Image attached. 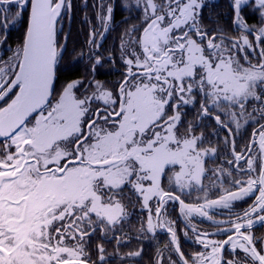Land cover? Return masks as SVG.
Here are the masks:
<instances>
[{
    "label": "snow or ice",
    "instance_id": "obj_1",
    "mask_svg": "<svg viewBox=\"0 0 264 264\" xmlns=\"http://www.w3.org/2000/svg\"><path fill=\"white\" fill-rule=\"evenodd\" d=\"M246 2L234 0L238 26L246 27L239 15ZM26 3L0 0V12L22 9ZM257 3L264 8V0ZM65 5L66 0H31L30 23L14 54L16 63L8 72L0 68V264H95L87 258L86 238L96 231L94 224L107 228L120 222L126 214V188L142 195L145 206L152 196L162 203L176 200L186 216L196 213L211 220L209 209L231 208L257 184L255 205L225 229L235 239L230 234L223 241L205 243L208 234L198 235L206 248L211 245V252L198 253L192 264H264L250 233L256 223L264 226V166L258 178L236 180L238 191L198 205L185 204L160 187L166 167L177 164L180 170L171 183L181 189L199 184L203 157L215 152L200 147L202 137L193 135L191 124L181 133L182 106L200 97L201 113L207 116L213 108L232 106L243 113L246 104L255 101L259 103L254 111L264 120V51L262 62L245 66L232 52L238 44L227 48L223 39L217 43L216 35L200 23L204 0H147L151 15L135 40L139 53L133 50L126 60L128 74L118 95L96 81L91 95L80 98L74 90L84 87L83 81L56 88V24ZM6 21L7 16L4 26ZM260 31L264 36V29ZM242 40L251 47L246 36ZM97 100L103 108L92 107ZM229 114L239 128L236 113ZM215 118L223 123L218 115ZM258 135L264 155V125ZM247 163L254 170V161ZM156 226L149 215L148 231ZM168 230L176 243L175 233ZM225 245L241 249L245 259L225 260ZM98 252L103 262L105 249L98 246Z\"/></svg>",
    "mask_w": 264,
    "mask_h": 264
},
{
    "label": "flooded vegetation",
    "instance_id": "obj_2",
    "mask_svg": "<svg viewBox=\"0 0 264 264\" xmlns=\"http://www.w3.org/2000/svg\"><path fill=\"white\" fill-rule=\"evenodd\" d=\"M29 1L27 0L22 9L17 6L7 12H0V68L6 72L9 65H15L14 54L24 40ZM154 2L159 4L160 0ZM204 4L200 10V23L210 34L216 35V42L220 43L223 39L222 46L227 48L238 44L232 52L245 66L262 62L264 36L260 30L264 25V8L259 6L257 0H247L241 5L239 15L246 27L236 23L234 0H204ZM75 6V12H62V17L59 18L61 25L70 24L72 29H67L62 37L61 28L56 37L59 43L58 53L65 52L67 42L69 48L64 58L58 61L57 91L67 82L83 81L84 87L74 90L78 97L83 98L91 95L95 82L99 81L107 90L118 95L119 86L128 74L126 60L132 58L133 50L139 53L135 40L142 34L145 17L151 15L147 0H75ZM109 7L112 9L110 14ZM17 11L21 13L19 17L15 16ZM134 27L139 31H132ZM245 36L251 47L243 45L242 37ZM244 57H247V60ZM132 71L137 69L133 68ZM196 100L198 102L180 108L183 124L180 131L183 133L184 127L191 124L193 135L202 137L200 147L215 149V152H209L203 157L204 171L199 184L192 182L189 187H177L170 182V178L175 174L172 172L174 168H166L160 181V187L164 191L171 192L174 196H179L185 204L192 205L202 204L206 199H218L227 192L238 191L240 186L235 183L236 180L246 183L249 178L256 179L264 166V155L261 153L258 135L264 120L254 111L259 102L251 101L246 104L243 113L238 106H232L223 111L213 108L211 114L205 116L200 107L204 100L200 97H196ZM97 106L103 108V102L94 101L92 107ZM231 112L236 113L239 128L229 114ZM217 115L222 124L217 123ZM254 132L257 135H254ZM237 155L243 158L237 160ZM249 159L254 161V170L249 169ZM147 185L148 182H145L146 187ZM259 187V184L255 185L248 196L233 201L231 208L209 209L211 220L196 213L186 216L176 200L162 203L159 197L152 196L145 206L142 195L126 188L122 197L126 214L119 223L107 228L104 225H92L96 227V231L90 240L86 238L87 258L95 264H184V260L192 264L198 253L207 256L211 252V245L206 248L197 240L198 235L208 234L205 243L223 241L230 234L235 239V234L226 232L225 229L230 228V222L235 221L237 216H242L244 211L255 205ZM158 207L159 217L156 216ZM149 215L157 225L152 231L147 229ZM161 224L163 226H159ZM169 228L175 233L176 243H173ZM250 233L254 237L257 250L264 254V226L256 223ZM177 244L179 252L176 251ZM98 246L105 249L103 262L98 259ZM132 252H139V255L129 256L128 253ZM221 255L225 260H243L246 257L239 248L233 251L231 245H225ZM249 264L253 262L249 261Z\"/></svg>",
    "mask_w": 264,
    "mask_h": 264
},
{
    "label": "trees",
    "instance_id": "obj_3",
    "mask_svg": "<svg viewBox=\"0 0 264 264\" xmlns=\"http://www.w3.org/2000/svg\"><path fill=\"white\" fill-rule=\"evenodd\" d=\"M77 9H76V6H75V0H67V3H66V6L63 10V12H75ZM26 14H25V18H26ZM62 17V15H61ZM60 17V19H61ZM59 19V21H60ZM59 21L57 22V27H56V37L57 35L59 34V31H61V28H62V31H63V34H62V37L66 34V31L67 29L71 30L72 29V25L70 24H64V25H61L59 23ZM70 32V31H69ZM57 40V38H56ZM57 46L59 47V43L57 42ZM264 46V45H263ZM264 49V48H263ZM69 51V48H68V42H67V45H66V49H65V52H63V54H61V57L60 59H63L64 56H65V53H67ZM57 67H58V64H57Z\"/></svg>",
    "mask_w": 264,
    "mask_h": 264
},
{
    "label": "water",
    "instance_id": "obj_4",
    "mask_svg": "<svg viewBox=\"0 0 264 264\" xmlns=\"http://www.w3.org/2000/svg\"><path fill=\"white\" fill-rule=\"evenodd\" d=\"M24 6H26V4H25ZM62 9H63V8H62ZM61 12H62V10H61ZM60 15H61V13H60ZM30 17H31V0L29 1V6H28V18H27L26 31H27V28H28L29 23H30ZM59 17H60V16H59ZM59 17L57 18V21H58ZM56 25H57V24H56ZM26 31H25V33H26ZM58 54H59V55H58V61H59V59H60V57H61V54H62V51L59 52ZM0 139H2V138H0Z\"/></svg>",
    "mask_w": 264,
    "mask_h": 264
},
{
    "label": "rangeland",
    "instance_id": "obj_5",
    "mask_svg": "<svg viewBox=\"0 0 264 264\" xmlns=\"http://www.w3.org/2000/svg\"><path fill=\"white\" fill-rule=\"evenodd\" d=\"M63 10H64V8L62 9V12H63ZM62 12H61V15H62ZM61 15H60V17H61ZM59 17V18H60ZM58 21H59V19H58ZM57 21V22H58ZM261 29H264V25L262 26V28ZM261 32V31H260ZM166 168H174L175 170H172V172H178L179 170H180V165H169V166H167Z\"/></svg>",
    "mask_w": 264,
    "mask_h": 264
}]
</instances>
